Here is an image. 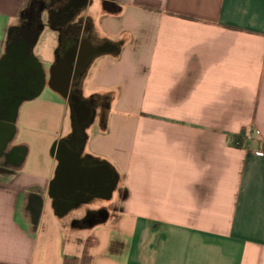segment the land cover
Segmentation results:
<instances>
[{"label": "crops", "instance_id": "obj_1", "mask_svg": "<svg viewBox=\"0 0 264 264\" xmlns=\"http://www.w3.org/2000/svg\"><path fill=\"white\" fill-rule=\"evenodd\" d=\"M30 1L0 0V63ZM81 2L41 17L44 86L0 128V264H264V0ZM84 40L101 48L65 97L51 71ZM73 93L98 103L78 152L101 190L71 202L52 150L74 138Z\"/></svg>", "mask_w": 264, "mask_h": 264}, {"label": "flooded vegetation", "instance_id": "obj_2", "mask_svg": "<svg viewBox=\"0 0 264 264\" xmlns=\"http://www.w3.org/2000/svg\"><path fill=\"white\" fill-rule=\"evenodd\" d=\"M46 13V17H66L73 20L84 17V3L81 0H31L23 11L21 17L26 18L23 27L18 30V43L22 46H11V42L7 43V57L0 63V82L7 78L10 87L4 93V97L0 98V128L10 127L14 120L16 107L19 102L25 99L29 94L39 90L44 86L43 78L45 76L41 68L32 62L30 53L31 46L41 28V17ZM79 30L78 22L72 27ZM101 48V47H100ZM96 48L94 54L100 50ZM84 65H77V69ZM44 76V77H43ZM70 105L72 115L75 122V135L71 141H62L63 148L72 146L70 150L74 154H80L83 145V131L85 126L90 122L98 108L95 100L81 101L75 93L70 97ZM5 124V125H4ZM86 161V160H85ZM85 166V165H84ZM108 174V173H107ZM113 175H107L106 187H112ZM86 191H64L66 196H70L69 201L77 200L76 195H95L100 192L101 187L87 186ZM83 196V197H84ZM104 216L103 213H94L90 215L91 221H96Z\"/></svg>", "mask_w": 264, "mask_h": 264}, {"label": "water", "instance_id": "obj_3", "mask_svg": "<svg viewBox=\"0 0 264 264\" xmlns=\"http://www.w3.org/2000/svg\"><path fill=\"white\" fill-rule=\"evenodd\" d=\"M37 38L38 36L34 41L35 43ZM88 43L89 42L86 40L79 41L73 48V52L69 58L54 66L51 71L52 79L50 86L52 89L61 92L65 97H69L70 95V88L76 73L77 65H84L93 55L95 48ZM85 44L88 45L87 49L84 47ZM1 85L0 98H3L4 93L7 91V87H10L11 84L7 78H4ZM57 147L60 148V157L58 160L60 162L59 169L61 170V174L60 177L59 174H57L58 179L56 182L58 185L56 188H62L69 192H83L86 191L85 187L87 186L98 187L99 183L97 181L98 178L95 176V171L83 165V160L80 158L81 154H74L68 147L63 148L62 142L54 145L52 154L57 152Z\"/></svg>", "mask_w": 264, "mask_h": 264}, {"label": "rangeland", "instance_id": "obj_4", "mask_svg": "<svg viewBox=\"0 0 264 264\" xmlns=\"http://www.w3.org/2000/svg\"><path fill=\"white\" fill-rule=\"evenodd\" d=\"M47 17H48V14H47ZM53 41H54V34H52L51 32L47 31L43 35L42 40L36 46V49L38 50V52H40V54L42 56H44L46 58V57H48V55L50 56L52 54V50H50L49 49L50 47H48V46H49V44H52ZM74 91H80L82 96H83V98H85V99H89L90 98V93L85 89L84 84H81L79 86L75 85L74 86ZM72 121H73L72 118L68 119L67 130H69L70 126L73 125ZM78 216H80L79 213H72V215H71V217H78Z\"/></svg>", "mask_w": 264, "mask_h": 264}, {"label": "trees", "instance_id": "obj_5", "mask_svg": "<svg viewBox=\"0 0 264 264\" xmlns=\"http://www.w3.org/2000/svg\"><path fill=\"white\" fill-rule=\"evenodd\" d=\"M245 132L240 134H227L228 143L231 147L243 148L246 142Z\"/></svg>", "mask_w": 264, "mask_h": 264}]
</instances>
